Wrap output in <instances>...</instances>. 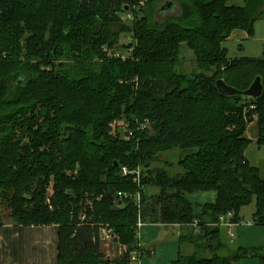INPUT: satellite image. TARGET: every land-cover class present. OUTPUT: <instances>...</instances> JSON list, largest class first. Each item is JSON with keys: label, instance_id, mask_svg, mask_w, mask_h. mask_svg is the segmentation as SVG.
<instances>
[{"label": "trees", "instance_id": "obj_1", "mask_svg": "<svg viewBox=\"0 0 264 264\" xmlns=\"http://www.w3.org/2000/svg\"><path fill=\"white\" fill-rule=\"evenodd\" d=\"M173 1L176 11L165 13L164 0L137 7L139 0H0V200L17 227L56 225L55 264H129L128 253L105 256L99 224L144 254L138 216L183 224L178 242L191 241L193 251L180 250L170 264L264 261L263 248L231 249L214 225L252 201L253 222L264 225V179L245 157L254 115L264 143V52L230 59L223 46L234 29L254 35L264 0ZM182 44L194 54L190 71L181 67ZM119 46L131 51L107 57ZM258 75L263 93L256 99L224 96L215 86L223 79L244 90ZM249 102L254 109L244 111ZM120 117L132 127L135 118L147 120L151 133L134 128L127 139L111 136L108 123ZM172 150L181 151L176 165L152 166ZM121 166H139L146 188L158 191L145 190L138 206L137 186ZM209 190L216 200L194 212L186 194ZM118 191L130 196L115 208ZM194 218L198 232L187 225Z\"/></svg>", "mask_w": 264, "mask_h": 264}, {"label": "rangeland", "instance_id": "obj_2", "mask_svg": "<svg viewBox=\"0 0 264 264\" xmlns=\"http://www.w3.org/2000/svg\"><path fill=\"white\" fill-rule=\"evenodd\" d=\"M144 0H139V2L134 4L136 7L137 5H143ZM227 3L229 5H243L244 0H227ZM163 18V15L159 18L161 20ZM254 37L250 38V40L246 43H244V46L246 48L245 52L240 51L239 45L237 42H234L232 40L226 41L225 46L227 47V55L229 57L234 56H240V55H252L255 56L257 54H260V49L262 46H264V18L255 20L254 22ZM130 40V37H121L119 45L121 43H126ZM122 47L119 46L115 47L113 49L106 50L107 57H117L116 55H121L126 57L129 52L128 50H122ZM118 53V54H116ZM180 56L182 58V68L184 71H190L194 65L192 63V60L194 58V54L192 49H190L186 44H182L180 49ZM115 118V119H121ZM113 119V120H115ZM111 120L108 123V131L110 129V123L113 121ZM148 132L151 133V128L148 129ZM181 154L180 150H172L169 153L161 154L158 157L159 163H154L152 166H158L161 167L163 163H173L176 165L177 160ZM260 157H264V143L261 146L260 151ZM264 159V158H263ZM163 167V166H162ZM177 169V166H175ZM158 191V188L156 186H149L146 188L147 195L153 194ZM53 194V181L52 178L49 180V184L46 188V199L45 203H47L50 206V199ZM195 198L193 195L190 196V201L195 202ZM91 202V201H88ZM87 202V204H88ZM192 207L195 210L197 209V206L195 203H192ZM255 208V203L252 201L251 203L244 205L239 210L240 218L244 221H253L252 219V213ZM11 208L3 201L0 200V231L4 233L6 236L3 237L4 243H1L3 245V249L5 250H13L15 247H18V244H23L24 248V254L27 256V258L24 260V264H49L56 262V255H57V233H56V225L55 224H38V225H31L27 227H33V228H25L20 231H18L17 236L14 237V234L12 235V231L14 226L9 225H15L13 220L11 219ZM145 224L140 230V238L138 239L141 244L147 245L150 241L151 235H153L154 229H158V227L150 226L149 223L144 222ZM165 225V224H163ZM16 226V225H15ZM17 227V226H16ZM160 227V226H159ZM221 227L222 236L223 239L227 241L228 234L226 230ZM5 229H9L8 231H5ZM169 234V230H168ZM172 239V240H171ZM171 242H175L176 238L173 235H170ZM148 241V242H147ZM20 242V243H19ZM102 250L105 254V256L112 261L113 259L118 258V253L116 247L113 245L112 247H105L103 244H101ZM165 253L171 252L174 259L178 256L177 254V248L172 249L171 243H165L164 246ZM145 248V247H144ZM199 253H203V247L197 248ZM185 252L184 250L182 251ZM223 251L219 252V254H222ZM23 254V255H24ZM25 256V257H26ZM146 252L142 256H140L138 262H129V264H150L148 261L145 262L146 259H150Z\"/></svg>", "mask_w": 264, "mask_h": 264}, {"label": "crops", "instance_id": "obj_3", "mask_svg": "<svg viewBox=\"0 0 264 264\" xmlns=\"http://www.w3.org/2000/svg\"><path fill=\"white\" fill-rule=\"evenodd\" d=\"M262 11H263L262 15L259 18H257V20L264 18V3L262 6ZM252 37L254 36H249L244 30L234 29L229 35V37L223 42V46H225L226 41L232 40L238 43L240 51L245 52L246 48L244 46V43L248 42ZM263 52H264V46H262V48L260 49L259 52L260 54H257L255 56L240 55L234 57H243V56L259 57L263 54ZM234 57L228 56V58L230 59ZM245 137L250 141L248 147L245 150V157L251 164L258 167L260 177L264 179V159H263L264 157L263 158L260 157L261 146L263 143L258 142L259 131H258L256 116L253 117L252 121L248 124L245 132ZM191 195H193L194 198L196 199L195 202L190 201ZM216 197H217V192L215 190L196 191L193 193L186 194V198L190 201V203L196 204L197 206V209L195 210L196 212L200 210V207L202 205L206 203H213L216 200ZM236 218L241 219L239 212ZM9 226H14L13 230H11L12 235L14 234V237L17 236L18 231L22 229L33 228V227H25V228L16 227L15 225H9ZM150 226L158 227V229L157 228L154 229L153 231L154 233L153 235H151L149 240L150 242L147 245L144 244L143 246L142 244V248L144 249V251L148 255H150L149 256L150 259H146L145 262L148 261L150 264H170V262L174 259V257L171 254V252L165 253L164 251L165 248L163 247L165 243H171L172 249L173 247L174 249L177 248V254L179 253L180 250L181 251L184 250L185 251L184 253L186 254L191 253L193 251V243L191 241L186 240L181 243L178 242L180 235L184 233L183 226L178 227L176 225H163V224H154ZM8 230L9 229H5V231ZM168 230H169V234H168ZM170 235H173L176 238L175 242L173 241L171 242L172 239L170 240ZM4 236L6 235L0 231V240H3ZM228 236L229 237H227L226 244L231 249H234L237 246L264 249V225L253 223L251 225L234 226L231 228V235L228 234ZM1 243L4 242L3 241L0 242V264H24L25 262L24 260L27 258V256L23 253L24 252V248L22 246L23 244L21 245L18 244V247H15V249L13 250H5L2 248L3 245ZM149 250H153V253L149 254L148 253ZM225 252L227 253L228 251L225 249ZM49 264H55V262L54 263L50 262ZM235 264H264V261H261L254 256H247L239 259Z\"/></svg>", "mask_w": 264, "mask_h": 264}, {"label": "built area", "instance_id": "obj_4", "mask_svg": "<svg viewBox=\"0 0 264 264\" xmlns=\"http://www.w3.org/2000/svg\"><path fill=\"white\" fill-rule=\"evenodd\" d=\"M128 18H131L130 15ZM131 49H129L127 52H130ZM118 54V53H116ZM119 55V54H118ZM116 55V56H118ZM121 56V55H120ZM124 58V56H121ZM254 109V104L249 102L246 106H244V111H248ZM254 115L253 117H255ZM257 117V116H256ZM134 127H132V124L130 121H128L125 118L121 119H115L110 123V129L109 134L111 136H121L123 139L129 138L134 133L135 130H143V129H149L150 124L147 120L140 122L139 120L134 121ZM121 174L123 176L125 175H132V180L137 186V191L135 194V199L138 203V206L140 205V199L142 193L146 190V186L142 182V169L138 166L134 169L128 168L127 166H121ZM128 196H130L129 192L124 191H118L115 195V199L113 200V207L120 208L122 206V202L124 199H126ZM88 205L91 206L92 203L88 202ZM85 215H81V219H84ZM253 221H244L242 219L235 218V211L229 210L224 215L219 217V220L214 224L215 226H220L226 229L227 234L231 235V228L234 226H242V225H251L253 224ZM145 223L142 221L141 217L138 216L137 222H136V238L138 241V247L142 248V244L138 240L140 238V230L143 227ZM150 225L154 224H161V223H149ZM178 227H181L183 224L177 223L174 224ZM189 227H191L194 232H198L199 230V221L197 218H194L191 223L187 224ZM179 234V232H178ZM98 240L101 244H103L105 247H112L113 245L117 249L118 256H122L124 254H129V259L131 263L138 262L140 256H142V251L139 249H135L132 251L128 250V247L121 243L117 234L113 231V229L106 223L99 224V231H98ZM144 250V249H143ZM149 254L153 253V250L148 251Z\"/></svg>", "mask_w": 264, "mask_h": 264}, {"label": "water", "instance_id": "obj_5", "mask_svg": "<svg viewBox=\"0 0 264 264\" xmlns=\"http://www.w3.org/2000/svg\"><path fill=\"white\" fill-rule=\"evenodd\" d=\"M159 9L165 13H174L176 11L173 0H164V2H162V4L159 6ZM162 15V13H159L157 18L159 19ZM215 86L219 93L224 96L243 95L245 97L256 99L263 93V84L259 75L256 76L250 85L244 90H240L226 84L223 79H217L215 81Z\"/></svg>", "mask_w": 264, "mask_h": 264}, {"label": "bare ground", "instance_id": "obj_6", "mask_svg": "<svg viewBox=\"0 0 264 264\" xmlns=\"http://www.w3.org/2000/svg\"><path fill=\"white\" fill-rule=\"evenodd\" d=\"M137 118H135V120H136ZM138 120V119H137Z\"/></svg>", "mask_w": 264, "mask_h": 264}]
</instances>
